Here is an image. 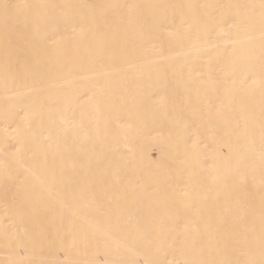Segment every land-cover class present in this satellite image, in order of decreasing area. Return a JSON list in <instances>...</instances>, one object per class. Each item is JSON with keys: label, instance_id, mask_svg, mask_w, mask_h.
<instances>
[{"label": "snow or ice", "instance_id": "obj_1", "mask_svg": "<svg viewBox=\"0 0 264 264\" xmlns=\"http://www.w3.org/2000/svg\"><path fill=\"white\" fill-rule=\"evenodd\" d=\"M160 32L170 48L181 51L164 56L163 45L155 43ZM86 39L92 62L101 69V90L130 50H155L166 60L158 72L165 90L158 110L170 116L184 147L174 160L160 165L152 183H130L110 155L99 124L91 127L84 108L73 111L70 100L57 101L59 125L50 120L41 133L45 143H40L36 126L50 107L51 74L55 69L75 76L73 61ZM0 51V84L16 101L0 106L5 121L0 127V181L5 199L22 219H84L91 209L98 229L111 239L135 218L134 238L147 243L123 247L143 258L113 264H167L158 257L161 242L171 238L178 240L176 251L184 257L172 264H264V0H0ZM170 86L179 94L176 101L168 98ZM238 95L247 103L234 109ZM206 132L210 143L203 139ZM217 159L223 161L222 168L216 167ZM36 165L47 174L40 189L27 185ZM137 194L165 208L179 206L183 218L166 213L143 220L139 211L127 212ZM8 233L6 228V237ZM7 264L21 262L10 258Z\"/></svg>", "mask_w": 264, "mask_h": 264}, {"label": "bare ground", "instance_id": "obj_2", "mask_svg": "<svg viewBox=\"0 0 264 264\" xmlns=\"http://www.w3.org/2000/svg\"><path fill=\"white\" fill-rule=\"evenodd\" d=\"M17 2H37V0H17ZM55 3H138V4H185L195 3H252L258 0H51ZM163 45V55L179 52L178 46L169 47L165 33H158L155 41ZM89 40L82 42L80 51L74 58V65L78 72L75 76L53 70L50 77L49 93L50 107L42 115V121H37L36 132L40 143H45L41 133L48 129L49 121L59 125L60 111L57 101L64 104L71 101L73 111L79 113L80 108L85 110V119L90 126L99 127L107 137V146L110 155L120 163L126 172L131 184L152 183L158 179L160 165L174 160L183 151V143L176 135V129L170 116L158 110L161 97L165 94L159 80V68L165 63L160 53L155 50H145L137 47L130 50L127 57L119 60L114 66L113 75L106 78L107 82L101 90L99 65L93 64L89 52ZM3 64V52L0 51V69ZM95 93V95H93ZM170 101L179 98L172 86L167 90ZM16 101L8 98L5 89L0 84V106L13 104ZM247 101L240 95L233 105L238 109ZM99 108V111L97 109ZM255 110L259 115V98L255 101ZM5 121L0 117V127ZM105 125L107 126L105 131ZM221 134L223 130L219 129ZM209 133L204 134L205 143H210ZM225 140L230 137L225 136ZM179 146V147H178ZM219 147V145H217ZM216 167L222 168L223 161L216 160ZM209 161L207 167L211 168ZM175 176V173H173ZM47 174L42 166H33L28 175L27 185L40 189ZM174 184L183 186L182 181ZM9 187H11L9 185ZM4 183L0 181V261L15 259L21 264H113L117 260H140L143 257L125 251L123 245L142 247L147 241L134 238L136 219L129 226L113 236L106 238L98 229L97 215L91 209L87 216L81 218H65L63 221L44 218L33 222L22 219L13 208L10 200L5 199ZM211 201L208 206L211 207ZM127 212L139 211L140 218L151 220L153 217L166 213H181L177 205L170 204L167 208L157 204L152 197L146 194H137L129 202ZM9 228L8 237L5 229ZM12 233L17 236L13 237ZM178 240L165 239L161 242L159 259L172 264L173 261L184 257L176 251ZM20 254L16 255L15 251Z\"/></svg>", "mask_w": 264, "mask_h": 264}]
</instances>
